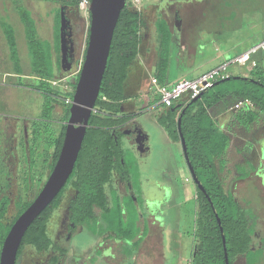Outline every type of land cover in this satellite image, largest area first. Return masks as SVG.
<instances>
[{
	"label": "trees",
	"instance_id": "16d2710c",
	"mask_svg": "<svg viewBox=\"0 0 264 264\" xmlns=\"http://www.w3.org/2000/svg\"><path fill=\"white\" fill-rule=\"evenodd\" d=\"M68 1L70 6L79 8L81 0ZM128 1L120 13L113 34L100 94L78 157V162L86 158L88 162L97 160L100 163L97 176L94 169H87V174L81 183V195L82 202L87 204L84 208L88 215L96 205L102 211L101 220L99 224L96 220L91 222L88 216L78 212H75L72 220H77L80 215L81 225L93 234L106 236L105 239L114 238L127 242L131 247L129 255L138 249L145 235L139 237L137 209L133 207L130 198L120 197L116 189L112 192L111 204L107 208L104 185L110 179L111 168L115 166L131 174V180H128L131 185L134 187L139 185L140 174L136 158L123 147L122 135L118 129L134 116L157 105L155 107L157 124L172 143L180 144V133L182 134L188 162L205 192L202 193L195 186L196 217L191 264H225V253L228 264H234L238 258H242L244 264H264V237L258 230L257 216L251 208L240 205L232 192L224 189L220 177L226 164L225 155L231 136L210 115V110L218 104L224 102L236 104L247 100L251 103L250 108L243 107L232 112L230 122L249 130L261 118L264 120V51L260 50L251 56L255 66L249 71L246 70L247 75L229 73L230 78H239L230 79L218 85L213 84L194 102L182 100L165 108L158 105L160 98L150 85V81L155 78L159 86L167 85V72L175 45V35L168 20L155 11V15L150 19V26L152 25L154 30L152 42L145 48L146 42L143 37L146 29L150 28L145 14L147 9L137 10ZM18 8L16 7V13L23 28L29 58L30 74L28 76L34 78L33 89L41 93L43 104L42 113L39 116L41 121L32 123V137L37 151L35 149L32 151L28 164L29 178H23L24 192L23 195L19 194L15 203L16 215L8 219L7 209L10 200L7 196L0 201V248L14 221L31 204V200L25 198L28 180L34 187L39 185L40 181L42 183L44 181L41 178L46 167V159L44 161L41 146L42 144L51 146L53 136L49 134V131L46 133L45 123L42 122L55 117V105L51 98L61 94V88L55 85V82L59 80L60 12L57 11L55 14L56 34H53V41L46 42L41 40L31 13L27 9ZM87 15L89 20L88 11ZM5 20L4 17H0V31L7 45L8 59L11 65H14L13 73L16 76H23L24 71L20 64L15 32L12 25ZM86 44L87 38L85 48ZM147 54L155 59L154 71L149 74L140 65V58ZM133 79L134 82H132ZM18 86L27 88V85H21V83ZM72 90V93L66 94L69 99H72L74 88ZM68 108L64 113V120L68 119ZM179 118L181 119L180 131ZM41 133H43L42 136ZM60 148L61 142L56 159ZM35 154L39 155L40 161H36ZM262 158H264V152H262ZM53 165L48 166L49 171L53 169ZM33 169L34 172H32ZM236 169L239 172L238 180L249 176V172H245L241 166H237ZM260 171L264 173V167ZM60 209L61 191L28 227L18 250L17 262L23 257L28 247L35 248L38 253L47 252L52 247L51 228L56 222V213ZM257 237L261 240L257 241ZM65 253L66 250L63 254L57 253L48 264L60 263Z\"/></svg>",
	"mask_w": 264,
	"mask_h": 264
},
{
	"label": "rangeland",
	"instance_id": "374dc122",
	"mask_svg": "<svg viewBox=\"0 0 264 264\" xmlns=\"http://www.w3.org/2000/svg\"><path fill=\"white\" fill-rule=\"evenodd\" d=\"M190 1H196L197 3H199L198 1L202 2L198 5L197 3L191 4ZM217 1L218 0L128 1V3L134 6L137 10H142L143 8L145 10L147 9L145 14L150 28L146 29V35L149 38L150 44L154 32L152 25L150 26V19L155 15V11L163 17L165 16V13H168L167 20L171 26L173 24L174 13L177 12L179 18L184 21V35H186L191 27L188 26L187 23H190L191 25L194 24V26L198 24L197 28L200 26V28L197 29V32H194L195 35H192L187 39L188 42L189 40H195L193 48L192 45H189L188 42H186L187 40H185V38H183L182 41L177 40L178 43L180 42L179 45H183L185 48L187 47L186 49L188 52L184 57L186 59L191 58L192 62L195 61L194 64H192L193 67L187 68L186 66H183L176 69L178 64L174 58V52L172 58H170V65L167 72L168 78H171L170 80L178 79L179 81H183L193 79L196 76V71L204 69L210 62L213 61V63L217 62L216 64H218L222 63V61L227 58H235L251 47L258 46L263 41L264 0H219L220 6L216 4ZM55 2L49 0H0V17H4L6 19L5 21L9 22L14 29L20 64L24 71L23 76H16L13 73L14 65H11L8 59L9 52L4 37L0 31V111L2 113L7 112L9 119L11 116L12 118L17 117L19 122L27 119L40 121L39 116L42 113L43 104V96L40 92L33 89L35 84V82H33L34 78L28 76L30 74L29 58L27 55L23 28L19 22L16 7L24 10L27 9V11L31 13L30 15L36 22L41 40L49 42L52 36L51 26L53 23L55 25V14L57 11L58 13L61 12V9L58 7V0ZM168 3H171L173 7H168ZM202 11L206 13L213 12L216 14L213 16L204 13L205 17L192 22V13L199 12L200 15H202ZM219 11L220 15H218ZM80 16L84 17L86 27H88L89 21L87 12L80 11ZM52 17L54 18L53 23L51 21ZM54 33L56 34L55 30H53V34ZM82 37V47L84 48L86 32H84ZM149 43L146 42L144 47H148ZM193 49L196 51L195 56H191ZM225 54L229 56L227 57ZM154 62L155 59L151 55L140 58V65L148 74L154 71ZM250 69L251 67L249 65L239 64H233L229 68L232 73L240 75H247L246 70L249 71ZM58 75L59 80L55 82V85L61 88V74ZM132 82H134V79ZM19 83H21V85H27L28 89H26L25 86H18ZM142 95L143 94H141V97H143ZM224 106H226L225 102L216 105L210 111V115L218 123L219 121L223 122L224 117L229 115L230 111L226 112V110L222 109ZM156 112L157 110L153 111L150 114V117L147 115L144 117L138 116L137 118V122L142 128H144V134L149 139V142L147 143L149 153L145 155L144 162L143 157L141 161H139L138 154L132 151V145L129 139L123 141V145L125 146V149L129 150L135 156L138 164V172L140 174L139 177H145L154 185L155 183L161 186L166 185L168 188L171 186V193L166 195V200L161 203V205L155 206V209H158L159 211L157 212V215L163 222L161 226L162 235H164L165 239V242L163 243L165 254L162 264H188L191 257V248L194 242L196 217L195 185L191 180L180 144L170 143L162 128L157 125V122L152 118L155 116ZM60 115L61 111L56 109L55 118ZM0 124L4 125V122H1ZM39 124L41 126L45 125L46 133L49 131V134H51L52 130L49 123L44 125L41 123ZM225 131L231 136V141L225 155V167L220 173L224 189L232 192L234 196H236L240 205L243 207H249L253 210L258 218V230L262 237H264V173L259 172V170L264 167V158H262L261 151L264 148L262 147V144L264 143V120L261 118L253 124L249 130H245L241 126L230 122ZM40 135L42 136L43 133ZM23 147V144L20 142V150H18L21 164L19 167L20 186L17 190V193L20 195H23L24 192L22 179L26 176L25 164L29 162L28 153L26 154L28 150L26 146L24 147L26 148V151ZM41 148L46 150L44 145H42ZM29 155L32 157L31 153ZM40 159L39 155H36V161H40ZM237 166H241L245 169V172H249V176L243 180H238L237 177L239 172L236 169ZM32 172H34V169ZM258 175L263 178V184L257 177ZM40 182L41 184L37 185L34 189L33 197L39 192L42 185V181ZM138 187H140V183ZM136 196L139 197V195ZM56 216V222H52V234L57 231V227L59 223H61V209L56 213ZM89 240V238H86V235H83L70 242L62 244L67 250L66 260L64 261L65 264H75L77 260L78 262L76 264H81V262L82 264H85L86 262L87 264H105L104 259L101 260V251L98 253L96 252V247L101 244V240ZM256 240H261V238L257 237ZM107 242H105V244ZM109 242L111 244L113 243V241ZM124 246L128 249H123V255L125 256L124 262L121 263L120 261L116 264H137V250H134V252L129 255L128 253L131 249L130 245ZM103 247L104 245L102 248ZM88 248H92L89 251L93 256V259L91 260L90 258H86L87 255H90L89 253H82L84 249L87 250ZM115 250H117V246H115ZM31 252V250H25L23 257L18 264H33L35 260L32 262ZM103 256H107V252H105V255L103 254ZM80 258H82V260ZM234 264H244V261L240 258L236 260Z\"/></svg>",
	"mask_w": 264,
	"mask_h": 264
},
{
	"label": "flooded vegetation",
	"instance_id": "af4514ba",
	"mask_svg": "<svg viewBox=\"0 0 264 264\" xmlns=\"http://www.w3.org/2000/svg\"><path fill=\"white\" fill-rule=\"evenodd\" d=\"M49 1L55 2L57 0H49ZM198 2L200 3L202 1H198ZM68 3H69L68 0H58V7L61 9L60 15L62 14L65 20L64 29H63V40H64L65 51L64 54H62L61 51L59 52L58 74H61V96L60 95L52 96V101L53 104L55 105L54 112L56 113V109H59L61 111V115L58 116L57 118L54 117L51 120H47L46 122H44L45 120L44 121L42 120L43 121L42 123L45 124L49 123L51 126L53 143L51 146H48V144L45 146L44 144L46 150H43V148L41 150L43 152L44 161L46 159V167L42 176V178L43 177L44 178L43 179L41 178L44 181L39 189V192L43 187L46 179L48 178L50 172L52 171V170L51 171L48 170V166L52 164L55 165L58 159V157L56 159V154L58 151L59 143L61 142V148L63 145V140L66 131V122L68 120V119L64 120V113L66 111V108L70 107L72 102V99L67 98L66 94L72 93L73 91L72 89L73 88L75 89L73 82L77 80L79 74L78 73L79 64L80 62L83 61L82 58L84 56L85 45L81 53L79 49L83 45L82 36L84 35V32H86V38L88 32V27H86V21L84 17L80 16V9L77 8L76 6L75 7L70 6ZM167 5L168 7H173L171 3H168ZM167 14L168 13H165L164 16L166 19L168 17ZM183 22L184 21L181 18H179L178 13L175 12L173 24H172L174 29L173 30L174 35L176 34L175 31L176 28L180 29V32H183ZM187 25L191 26L190 23L189 24L187 23ZM59 39H60V30H59ZM143 39L145 42L148 43L150 42L146 34L144 35ZM145 56H148V54L144 55V57ZM143 114L144 116H146L147 112H143L141 114L134 116L126 124L119 127L118 131L122 135L121 143L123 144V141L129 139L131 141V145H132L131 147L133 148L134 152L139 156V161H141L143 157V162H144L145 155L149 153V148H147V143L149 142V139L144 134V128H142L141 125L137 122L138 116L144 117ZM8 117L9 115L7 112L2 113L0 111V123L4 122V125L0 124V201L4 196H7L9 198L10 204L8 206L7 211H8V219H11L17 213L15 203L19 196V193H17V190L19 189L20 186L19 167L21 165L19 160L20 156L18 155V150H20L19 143L21 142L23 146L24 147L26 146L28 150L26 154L28 153L29 162L26 161L27 163L25 164L26 165V176L24 177L25 179V178H29V176L27 175L28 164L30 163L31 160V156L29 154L30 153L32 154V151L36 148V147L34 148L35 141L32 137L33 134L32 123L36 120L27 119V120H23L22 122H19V119H17V117L12 118L10 116V119ZM39 120L41 121V119ZM139 131L143 133L142 137L138 135ZM138 138H142L141 139L142 142L140 145L137 143ZM24 147L23 149L26 151V148ZM262 147H264V143L262 144ZM262 152H264V150ZM78 157L72 173L70 174L64 187L61 189V223H59L57 227V231L53 232V234L51 235L52 247L47 252H43V253H38L36 249L33 247H28L29 249H25L32 251L30 253L32 255L31 260L32 262L35 260L33 264H48L53 259V257L57 255V253H59L60 255L63 254V252L66 250V248L62 244H64L65 242H70L73 239L79 238L83 235H86V238L87 239L89 238L90 240L100 239L101 244H104L106 241L111 240V238L105 239L104 237L106 236H97L92 232H90L89 230H87L83 225H81V222H79L82 220V217L80 215H78L77 220L76 219L74 221L72 220V218L76 214L75 212H78L79 214L83 213L85 214V216H88L91 222L96 220L99 224L101 220L100 218L102 212L101 209H99L96 205H94L91 214L88 215L86 209L84 208L87 204H84L82 202V195H81V183L85 175L87 174L86 173L87 169L89 168L94 169L95 175L97 176L98 164L100 165V163L97 160L88 162L86 158L84 159L82 158L78 162ZM25 165L23 164L24 167ZM127 172L128 171L126 170L121 171V169L116 166L111 168L110 179L104 185V190L107 196L106 207L107 208L110 207L112 200V192L114 189H116L120 197L130 198L132 200L133 207L137 209L139 217L140 216L143 217V214L141 213L149 214L156 221L157 218L159 217L157 215L158 209H155V206L161 205V203H163L166 200V195L168 193L169 194L171 193V186H169L168 188V186L166 185L161 186L156 183L154 185L150 181H148L145 177L140 176L139 177L140 187L138 186L134 187V185H131V183L128 181L131 180V174ZM259 172L261 173L260 170ZM257 177L260 179V182L262 183L263 178L260 177V175H258ZM22 181L24 180L22 179ZM39 184H41V182ZM34 189L35 187L32 185L30 180H28L26 194H25L27 195L25 197L26 200H31L32 202L35 199L37 195L33 197ZM136 195H139V197H137ZM139 211H141V213ZM51 229H53V227ZM91 249L92 248H88L87 250L84 249L82 253L85 252V254H87ZM103 251H105V249H103ZM66 255H67V250L66 253L61 257V261L58 264H65L64 261L66 260ZM91 256H92L91 254L87 255L86 258H91ZM77 262L78 260L76 261V263Z\"/></svg>",
	"mask_w": 264,
	"mask_h": 264
},
{
	"label": "water",
	"instance_id": "95a60500",
	"mask_svg": "<svg viewBox=\"0 0 264 264\" xmlns=\"http://www.w3.org/2000/svg\"><path fill=\"white\" fill-rule=\"evenodd\" d=\"M126 3L127 0H90L89 2L87 44L83 61L81 62L80 72L77 80L73 82L75 89L72 96V102L69 107V117L66 122V131L62 148L58 159L40 192L10 227V230L0 248V264L17 263L18 250L28 227L57 197L74 169L77 157L83 144L86 130L88 128L89 120L94 113L96 101L100 94V88L108 62L113 34L120 13ZM60 19V51L64 54L65 47L63 29L65 20L62 14ZM238 78L239 77H228L215 82L214 85H218L230 79ZM195 100L196 98L191 102H194ZM180 123L181 119L179 118V131ZM138 135L142 137L143 133L139 131ZM180 137L182 154L191 179L199 191L205 193L188 162L186 144L181 133ZM141 139L142 138H138L137 140L139 145L142 142ZM217 222L218 225H220L218 218ZM220 231L222 233L221 228ZM222 239L224 242L223 236ZM223 245L224 251L226 252L225 243ZM225 264H228V257L226 253Z\"/></svg>",
	"mask_w": 264,
	"mask_h": 264
},
{
	"label": "crops",
	"instance_id": "0c3cea01",
	"mask_svg": "<svg viewBox=\"0 0 264 264\" xmlns=\"http://www.w3.org/2000/svg\"><path fill=\"white\" fill-rule=\"evenodd\" d=\"M190 3L191 4L192 3L195 4L197 2L196 1H193V2L190 1ZM197 4L199 5V3H197ZM216 4H218L220 6V1L218 0L216 2ZM204 13L205 14H211L213 16L216 14V13H213V12L212 13H206V12H203L202 11V13H201L202 15H200L199 12H196V13H192L193 14L192 15V20L193 21H197L199 18L205 17ZM218 15H220V11H219ZM221 15H224V14H221ZM225 17H228V16H225ZM189 19H191V18H189ZM51 21L53 23V21H54V18L53 17H52V20ZM197 26H198V24L196 26H194V24H192L191 27L189 28L190 30L186 33V35H184V32H180V29H177V28L175 29V31H176V34H175V45H174V49L175 50L173 49L171 58L173 56V53L175 52V57L174 58L176 59V62L178 64L177 67H176V69L177 68H181L183 66H186L187 68H192L193 67L192 64H194L195 61L192 62L191 61V58H187L186 59L184 57L186 55V53L188 52L187 49H186L187 47L185 48L183 45H179L180 42L178 43L177 40H181L182 41L183 38H185V40H187V39H189L190 36L195 35L194 32H197V29L200 28V26H199V28H197ZM51 27H52V34H51L52 36H51V40L50 41H53L54 23L52 24ZM172 32H173V29H172ZM48 36H49V34H48ZM186 42H188V40ZM188 44L189 45H192V48H193V46L195 44V40H192V41L189 40ZM82 49H83V47H81L79 49L80 53L82 52ZM195 52L196 51L193 49V52H192V55L191 56H195ZM201 53H202V51H201ZM225 55H227V54H225ZM228 56L229 55H227V57ZM212 57H214V56H212ZM228 59H233V58H227L226 60L222 61V63H218V64H216L217 62H214V63H213V61L210 62L209 63L210 65L207 64L204 69H200V70L196 71V76L193 79H195V78H197V77H199V76H201V75H203V74H205V73H207V72H209V71H211V70H213V69H215V68L223 65ZM214 61H216V60H214ZM229 72H230V74H234L231 71H229ZM30 78H33V77L30 76ZM170 79L171 78L169 77L168 80H167V85L168 84L169 85H174L175 83L179 82L178 79H174V80H170ZM193 79H190V80H193ZM236 104H234V103L231 102V103L226 104V106H224L222 108L223 110H226V112H229L230 111L229 112V115H226L224 117V121L223 122H220L219 121V123H218L224 130L227 129L228 123H230L231 113L235 111L234 106ZM156 106L157 105H155L152 108L153 110L152 109H149L148 111H146L148 117H150V114L155 110V107ZM143 116H144V114H143ZM152 118L156 122L155 116L152 117ZM164 134H165V132H164ZM165 136H166V134H165ZM173 144H175V143H173ZM131 149H132V151H134L132 147H131ZM262 184H263V182H262ZM139 212L141 213V211H139ZM141 214H143V217L140 216L138 218L137 227L140 230L139 237H141L142 235H145V237H144V239L142 240V242L140 243V245H139V247L137 249V253H138V256H137V264H162L163 261H164V254H165V252H164V246H163V243L165 242V239H164V235H162V226H161L162 223H163L162 222V219L158 216L159 218H157V220L155 221L153 219V217H151L149 214H144V213H141ZM109 241H113L114 244L113 243L111 244ZM109 241L108 242L106 241L107 242L106 244L105 243L104 244H100L99 246H101V247H99V246L96 247V252L97 253L99 251H101V254H102L101 258L102 259L101 258L100 259L101 260L104 259L105 264H114V263L116 264L117 262H120V261H121V263L124 262L125 256L123 254H124V250L126 249V246H124V245H129V244L127 242L119 241V240L114 239V238H112ZM168 242H169V240H168ZM103 245H104L105 248H102ZM115 246H117V250H115ZM103 249H105V251H103ZM105 252H107V256H103V254L105 255ZM193 252H194V245H192V248H191V257H190V260H189V263L188 264H191V260H192V257H193ZM80 259L82 260V258H80ZM91 259H93V256H91L90 260ZM238 259H240V258H238ZM81 264H82V262H81Z\"/></svg>",
	"mask_w": 264,
	"mask_h": 264
},
{
	"label": "built area",
	"instance_id": "2783aa9c",
	"mask_svg": "<svg viewBox=\"0 0 264 264\" xmlns=\"http://www.w3.org/2000/svg\"><path fill=\"white\" fill-rule=\"evenodd\" d=\"M88 0H81L79 4L80 11H88ZM264 51V41L258 46L251 47L245 52L239 54L235 58L226 61L223 65L193 79V80H183L175 83L174 85L159 86L155 78H152L150 85L153 87L156 94H158L160 100L158 105H162L165 108H169L174 103L182 100H193L199 97L207 89L211 88L212 85L225 78L229 77V68L233 64L239 65H249L251 68L255 66V61H251V56L256 54L258 51ZM81 62L79 64L80 72ZM251 103L249 101H239L234 109L238 110L243 107H250Z\"/></svg>",
	"mask_w": 264,
	"mask_h": 264
}]
</instances>
